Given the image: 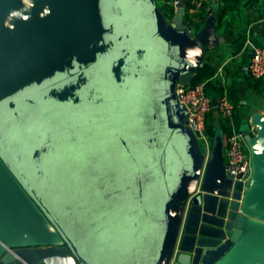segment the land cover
Segmentation results:
<instances>
[{
    "label": "water",
    "instance_id": "1",
    "mask_svg": "<svg viewBox=\"0 0 264 264\" xmlns=\"http://www.w3.org/2000/svg\"><path fill=\"white\" fill-rule=\"evenodd\" d=\"M190 9L0 0V264H264V113L240 131L246 181L217 133L199 185L175 95L196 78Z\"/></svg>",
    "mask_w": 264,
    "mask_h": 264
},
{
    "label": "crops",
    "instance_id": "2",
    "mask_svg": "<svg viewBox=\"0 0 264 264\" xmlns=\"http://www.w3.org/2000/svg\"><path fill=\"white\" fill-rule=\"evenodd\" d=\"M209 17L214 18L217 44L200 47L195 36ZM186 19L189 34L185 43L197 79L207 83L212 100L226 94L235 107L231 118L221 115L217 106L208 118L225 139L249 125L255 112L264 113V80L255 81L248 71L250 43L264 46V0H209L201 12L190 9Z\"/></svg>",
    "mask_w": 264,
    "mask_h": 264
},
{
    "label": "built area",
    "instance_id": "3",
    "mask_svg": "<svg viewBox=\"0 0 264 264\" xmlns=\"http://www.w3.org/2000/svg\"><path fill=\"white\" fill-rule=\"evenodd\" d=\"M191 9L196 12L203 11L209 0H190ZM252 47V57L248 65V71L252 79L255 81L264 80V46H257L250 43ZM207 83L199 82L197 84H190L182 86L177 84L175 95L180 104L186 108L187 126L192 132L193 136L199 143L203 155V162L201 167V174L198 178L200 185L205 166L209 161L213 144L209 139L206 131V123L208 117L213 109L212 98L206 91ZM218 109L224 117L231 118L235 113V107L232 101L226 94L218 98ZM225 172L228 178L233 182L244 180L239 178L244 176L247 172H251V154L250 149L244 138V134L234 132L225 138ZM246 180H244L245 182ZM173 262L171 261L170 264Z\"/></svg>",
    "mask_w": 264,
    "mask_h": 264
},
{
    "label": "rangeland",
    "instance_id": "4",
    "mask_svg": "<svg viewBox=\"0 0 264 264\" xmlns=\"http://www.w3.org/2000/svg\"><path fill=\"white\" fill-rule=\"evenodd\" d=\"M158 7H159V12L161 13L162 16L166 17H172L174 15L175 11V0H159L158 1ZM223 131L213 133L214 135V140L215 136L217 133H222ZM223 134V133H222ZM214 146V143H213Z\"/></svg>",
    "mask_w": 264,
    "mask_h": 264
},
{
    "label": "trees",
    "instance_id": "5",
    "mask_svg": "<svg viewBox=\"0 0 264 264\" xmlns=\"http://www.w3.org/2000/svg\"><path fill=\"white\" fill-rule=\"evenodd\" d=\"M158 1L159 0H157V2ZM209 74H212V72H210ZM199 81H200V78L197 79V77H196L193 84H197V83H199ZM206 131H207V134L209 136V139L211 140V142L213 144L214 143V135H213V133L216 134V131H214V129L211 127V124L209 123V119L207 120V123H206Z\"/></svg>",
    "mask_w": 264,
    "mask_h": 264
},
{
    "label": "flooded vegetation",
    "instance_id": "6",
    "mask_svg": "<svg viewBox=\"0 0 264 264\" xmlns=\"http://www.w3.org/2000/svg\"><path fill=\"white\" fill-rule=\"evenodd\" d=\"M168 16H166V18H167Z\"/></svg>",
    "mask_w": 264,
    "mask_h": 264
}]
</instances>
